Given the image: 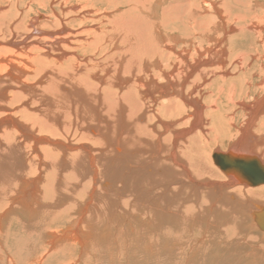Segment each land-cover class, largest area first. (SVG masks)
Here are the masks:
<instances>
[{"label": "bare ground", "instance_id": "bare-ground-1", "mask_svg": "<svg viewBox=\"0 0 264 264\" xmlns=\"http://www.w3.org/2000/svg\"><path fill=\"white\" fill-rule=\"evenodd\" d=\"M176 1L153 0L154 7L165 4L158 19H153L157 10L153 13L146 6L129 9L132 21L127 24L139 30L144 23L143 27L149 29L142 27V31L148 38L129 47L133 54L126 66L134 69L123 68V74H129H119L118 89L103 86L93 91V85L87 87L95 66L78 61L80 55L73 49L96 44L86 36L85 41L73 45V38L62 33L70 32L64 27L62 16L61 20L50 17L56 26L53 29L37 23L44 18L42 13L28 20L22 31L14 22L7 24V30L0 26V264H231L241 257L251 261L249 264L256 263L259 257L264 261V245L257 242L254 234L248 235L251 230L264 233V204L247 196L243 200L234 196L239 189H245L264 197V186H260L264 182L255 184L241 170L223 169L214 157L219 153L230 162L253 158L264 167V144H260L264 143V131L253 132L257 121H264V95L249 105L244 102L248 91L245 96L239 92L234 101L240 103L239 108L232 104L234 79L251 71L252 63L258 68L257 74L253 72L257 78L248 74L249 79L244 82L264 91V5L258 6L259 0H210L208 5L201 4L203 0ZM192 1L197 3L195 7ZM236 26L242 35L252 37L250 47L254 53L242 52L233 58L238 76L230 81V99L225 106H218L222 104L221 94L213 98L209 91L205 99L204 88H191L209 73L217 72L218 89L224 91L231 79L226 62L233 51L228 49L231 46L228 47L226 36ZM34 29L42 33L32 34ZM163 29L179 37L180 49L175 44L160 48ZM53 47H57L58 54H51ZM136 47L146 53L156 48L155 72H141L143 59L134 54ZM71 53L77 60L72 58L73 67L84 70L73 72L70 84L81 78L80 87L91 89L86 91L89 97L98 99L113 115L117 113L112 124L114 128L119 126L121 133L113 142L92 127V144L53 136L59 131L61 118L56 125L48 122L47 118L53 119L52 112L48 109L50 117L46 118L45 106L39 102L54 104L67 93L59 91L60 83L56 87L38 86L29 79L53 61L51 56L59 62ZM251 56L255 62L248 60ZM57 61L56 64L61 63ZM194 69L197 72L192 77ZM78 87H69L75 100L80 97L76 95ZM209 99L211 105L206 104ZM237 109L245 110L247 119L244 124L241 121L235 142L226 151H217L223 149L219 145L214 147L212 158L211 153L204 151L212 133L215 135L208 124L217 122V110L221 120L227 117L229 124L234 123ZM144 137L153 140H148L153 146L151 155L142 152L147 146L143 144ZM205 176L213 179L201 178ZM218 178L225 181L214 180ZM249 185L260 187L251 189ZM12 219L17 226L10 233ZM36 229L42 230L39 235L43 238L34 237ZM17 233L14 244L11 235Z\"/></svg>", "mask_w": 264, "mask_h": 264}, {"label": "rangeland", "instance_id": "rangeland-1", "mask_svg": "<svg viewBox=\"0 0 264 264\" xmlns=\"http://www.w3.org/2000/svg\"><path fill=\"white\" fill-rule=\"evenodd\" d=\"M143 1H147L148 3L146 2V5L145 4L140 5L139 3H142ZM178 1H182V0H177L176 2H178ZM211 1H213V0H211ZM211 1L210 0H203L201 2V4L208 5V2L211 3ZM217 1L221 2L220 0H217ZM109 2H110L109 4H101L100 0H91V1L90 0H88V1L87 0H52V1L51 0H0V26H3V28H5L7 30V24L14 22V23L19 25V28L21 27V31H22V29L25 28V26L27 25L28 20H31L35 16L39 15V13L40 14L42 13L44 18L38 20L37 23L40 25H46L47 26L46 29H53V28H56V26H55V24H52L49 20L51 18H53V19L57 18L58 20H61L59 18V16H62L63 17L62 21H63L64 27L69 28V30H70V32H68V33H64V32H62V33L64 36L69 37V39L73 38L72 39V41L74 42L73 45L78 43L79 41H81V42L85 41L86 36H87V40L92 39L94 41V43L96 44L93 47L83 45L82 47L80 46V48H78L75 46V48L73 49V51L77 52V54L80 55V59H78V61L82 60L84 62V60H85L84 63H87V64L93 63V65L95 67L97 66L96 68L92 67V70L93 69L94 70H93V74L91 75L90 79H88V81H87L88 82L87 87L89 85H93V87H92L93 91L96 90L97 88H101L103 86L104 87L109 86L112 89H114V88L118 89L119 82H118L117 78H118L119 74H121V77H122V75H124V77H125L129 74V73H126V75L123 74V71H122L123 68L127 67V69L129 71H130V69H134L133 66H126L127 65L126 61L128 60V57L131 56V54H133V52L131 50H129V47H131V46L135 47L138 45L137 42L139 40H141V39L143 40L144 38H148V36L145 32L149 29V27L147 29L145 27H143L144 23H143V25L142 24L141 25L143 28L146 29L145 32L142 31L143 30L142 27L139 28V30H135V28L132 27L135 30V31H132L133 29L130 27L131 24H129V25L127 24V23H130L132 21V20H130L131 19V15H130L131 12H129L130 11L129 9L133 8V7H135L136 9H139L143 6H146L147 8L146 7L145 8L147 10L151 9V11L153 13H155L154 11L157 10V13L154 14L153 19H158L160 9L165 4H162V2H161V3H158L159 4L158 6L154 7V6H152L153 0H109ZM218 2L216 5H219ZM231 2H233V1H231ZM92 3H94V5ZM196 4L197 3L192 1V7H195ZM260 4L264 5V1L259 0L257 2V5L260 6ZM70 6H74L75 8L71 9V8H69ZM92 7H94V9H91ZM146 9L144 10L145 12H142L143 14L146 13ZM78 12H82V14L78 15ZM59 13L62 15H58ZM83 14L85 17L81 18ZM128 20H130V22ZM1 23H3V24H1ZM123 23H125V25H123ZM133 24H134V22H133ZM115 27H117V28H115ZM235 29L236 30H234L233 32L227 33V36H226L228 47L231 46L228 49H229V51L230 50H233V51L230 53L228 61L226 62L229 64L228 72H230V73H228V76H231L230 77L231 79L228 80V82L224 85V87L222 86L224 91H221L222 88L218 89L219 84H220L219 83L220 80H218L219 73H217V72L209 73L199 83L193 84V86L191 88V90L194 89L195 91H199L200 88H204V94L203 95H204L205 99H208L207 97H209V91L212 93V96L214 95L213 98H215L216 95L221 94L222 99L220 101L222 102V104H219L218 106H220V105L225 106V104L227 103V98L230 99L229 91L232 89V84H231L232 82L230 83V81H233V78L238 76V74L235 73V71H234V68H237V67H235V64L233 63V58H235L238 54H240L242 52H248L250 54L254 53L252 47H250V46H252V43H253V39H251L252 37L249 34H243L242 35L239 31L240 28L238 26H236ZM165 31H166V29H163V32H161L163 34L165 33L164 34L165 36H163L164 38H162L163 40H162L161 44L162 45L163 44H175L177 46V48L180 49L182 42L180 41L179 37L176 36V34L170 35V33L165 32ZM116 32H118V33H116ZM41 33H42V31L40 29H34L32 31V34H35V35H38ZM144 33H145V35H144ZM237 33L241 36L237 35ZM75 34L77 35L76 37H75ZM173 37L176 38L178 41H176V39H174ZM228 38H230L229 41H228ZM77 39H79V40H77ZM160 48L163 49L164 45L162 47L160 46ZM167 48L168 47L165 46L166 50H168ZM133 50H134V54H139L138 57L140 56L139 58H141V60L143 59L141 66H140L141 72L146 73V70H148V71L154 70V72H155L156 69H158V67H156V66H155L156 68L154 67V62H155V59H154L155 54L154 53L156 52V48H152L153 52H151V50H150L149 53H146L145 52L146 50H144L143 48H141V50H140L139 47L133 48ZM51 51H53V53H51V54H58L59 53V50L57 49V47H53L51 49ZM143 53H145V54H143ZM149 55H150V57H149ZM51 57L53 58V61L49 62L51 65L45 64L44 67H41L39 69V70L42 69L40 72L37 73V76H36L39 78V81L35 80L36 77L31 76V78L29 79L30 80L29 82L31 84H35L38 86L49 85V87L50 86L53 87L54 85L56 87V86H58V83H60L59 87H61V88H59V91L61 93H67V95H65L66 98L63 95V98L58 99L57 100L58 102L54 103V104H50V103H52V101H49L50 100L49 98H48V101L50 102L49 104H47V101H44V100L39 102V104L41 102H43L42 105H43V107L45 106L44 107V109H45L44 114L46 115V118L50 117V115H51L50 118H53L51 120L49 118H47L48 122L53 121L52 124H55V123L57 124L58 119L61 118L60 123L58 122V124H57V126H59V131H57L58 133H56L53 136L56 138L59 136L63 140L66 139V140H70L73 142H82V141L88 142L89 141L88 143L92 144V139H93L92 137L94 135L91 133V130H90L92 127V129H94L95 131L99 129L100 136L101 135L104 136V134H105V136H107V139L110 140L111 142H113L117 136L118 137L120 136V133H121L119 126L115 125V128H114V125L112 124L113 118L117 119V113L115 115H113L112 112L110 113L109 110H107L105 107H102V105H100L101 103L99 102L98 99H96L93 96L89 97L87 92H89V90H91V89L84 88L85 86L83 88L80 87V86H82L81 84L83 82V80H81V78L77 79V83H74L73 85L70 84L71 80L73 79L72 73L73 72L80 73L81 71L84 70V69H82L83 67L82 68L77 67L76 69L73 67L74 62H73L72 58L74 57V55L72 53L67 55L66 58L63 59L62 61H59V62H61L60 64H56V61H57V60L55 61L56 58H54L53 56H51ZM155 57L158 58V56H155ZM81 58H85V59H81ZM145 59L147 60V62ZM39 60H42V59L39 58ZM74 60H75V57H74ZM160 60H161V58H160ZM248 60H251V62H255L254 57H252V59L248 58ZM42 61H44V60H42ZM75 61H77V60H75ZM83 62H80V63H83ZM55 65H57V67H55ZM256 65H257V63H256ZM119 66L121 69L119 68ZM86 67H91V66L88 65ZM210 67H212V66H210ZM251 67H252L251 71L249 70L243 76L237 78L236 80L234 79V81H235L234 90L236 92L233 95L234 97H233L232 104H233V107H235V108L236 107L239 108L240 103L234 102V101L238 100V93L239 92H241L242 95L245 96V92L248 91L247 96L244 97V100H245L244 102L246 104H249V105L252 103V101H255V99L257 97L259 98L262 95H264V91L262 89L255 88L254 86H252V87L248 86L244 82V79H246V80L249 79L248 74H250V75L252 74V76L254 75V80H255V78H257L254 73H256V74L258 73V70H256L258 68L255 65H253V63L251 65ZM195 69H194V71H195ZM34 71L36 72L38 70H34ZM194 71H193L192 77L197 72V71H195V72ZM96 72H97V75H96ZM90 73H92V71H90ZM92 77H94V78H92ZM244 77H246V78H244ZM60 78L62 80H60ZM86 78H88V76H86ZM57 80H59L60 82ZM113 82H116V84H114ZM254 83L256 85V82H254ZM62 84H65V86ZM76 86H79L78 87L79 90L76 92L79 94H76V95H79L80 97H78V99L75 100V98H77V97L75 96V94H73L70 91L69 87L75 88ZM64 87H66V88H64ZM83 90H85V92L86 91L87 92L85 93ZM62 91H64V92H62ZM49 93H53V95H54V92H52L50 90H49ZM192 95H193V97L195 96V94H192ZM70 98H71V100H69ZM63 99H65V101ZM89 99H90L91 103L89 102ZM205 99L203 98V100H205ZM72 100H73V102H72ZM80 101H82L83 103ZM220 101H218V103ZM242 101H243V99H242ZM74 102H79L78 103L79 106L77 105V103L74 104ZM80 103H81V105H80ZM206 104H208V105L212 104L210 99L207 100ZM48 105L50 106V108L48 107ZM76 106H78V107H76ZM46 107H48V108H46ZM224 108H227V107H224ZM230 108H231V106H230ZM48 109L51 110L50 112H52V114L49 115L50 112L48 111ZM117 110L118 109H116V112H117ZM217 111H218L217 112V118H216L217 122L214 124H212V123L208 124V126L211 127V131H215V135L212 133L213 137L211 136L210 142L208 143V146H206L204 149V151L208 155L211 153L212 158H213V154L216 150L217 151H226V148L229 147L230 145H232L233 142H235L234 140L237 138V136L235 138V135H237L239 133V128L242 126L241 121L243 123L247 119V115H245L247 112L245 110L237 109L235 112V114H236L235 122L232 124H229L227 122V117H222V120H221V118L219 117L220 110H217ZM56 114H57V116H56ZM257 117L259 118L258 115H257ZM116 119H115V121H116ZM237 119H238V121H237ZM237 123L240 124V126L237 125ZM257 123H256V126H255L253 132L255 134H257V133L260 134L261 132L263 133L264 121L262 122L261 120H258ZM260 123H262V124H260ZM61 124H63V126ZM67 126H68V128H67ZM73 126H75L74 129H72ZM158 127L161 128V126H158ZM213 127H215V130H212ZM62 128L64 130H61ZM65 128H67V129H65ZM102 128H104V129H102ZM257 128H259V131L257 130ZM67 130L70 131L69 134H68ZM64 131H65V133H64ZM78 131H80L81 133ZM189 132H187V133L189 134ZM221 132H222V134H221ZM79 133H80V135H79ZM86 133H89L88 137H83L84 135H86ZM187 133H186L185 137H187V135H188ZM72 134H74V135H72ZM66 135L67 136L70 135V136L67 137ZM227 136L230 137L231 139L227 138ZM71 137H73L74 139L71 140L72 139ZM263 137H264V135H263ZM257 138H259L258 135H257ZM143 139H145V137ZM149 139H150V137H148V139L146 138L145 141L143 140L144 146H146V145L147 146H146L145 151H142V152L144 154L146 153L147 155L150 154L152 147H153V146H150V142H153V140L150 139V142H149L148 141ZM261 139H263L262 136H261ZM74 140H76V141H74ZM195 141H196V144L199 143L198 140H195ZM260 144L263 146L264 143L261 142ZM126 145L128 146V144H125V146ZM217 145H219L223 149L212 150ZM261 145H259V143L257 144L258 147ZM134 149H135V147H134ZM194 149L198 150L196 147H194ZM135 151H137V149H135ZM262 152L264 154V151H262ZM201 178L207 180L209 177L207 178V176H205V177H201ZM209 179H213V178H209ZM214 180L225 181L224 178H218V179H214ZM208 181L212 182L211 180H208ZM260 186H264V184L260 185ZM260 186L251 185L250 188L254 189V188H258ZM208 189L210 190V188H208ZM224 191L225 190L221 191L220 193L222 194ZM242 191H246V190L245 189H239V192L234 194L235 198L242 199V200H243V198L244 199L250 198V199L255 200V201L258 200L257 202L264 204V199H263L264 197L263 196L255 195V194H252L251 192L249 193V191H246V193L242 192ZM240 192H241L242 196H239ZM237 194H238V197L236 196ZM246 194H249V195H246ZM251 195L253 196V198L251 197ZM254 196H256V198ZM261 197H263V198H261ZM260 210H259V213H260ZM244 214H246V212H244ZM15 226H17V225L14 223V220L12 219L10 221V233H13V227H15ZM245 228H247V227L245 226ZM34 230L35 229L32 230V233ZM241 230L244 231L243 228H241ZM7 233H9V229H7ZM39 234H42V230L36 229V231L34 232V237H36V239L43 238V236H41ZM253 234L255 236V239L257 238V242H259L261 245H264V233H261L259 230L258 231L257 230H251V232L248 233L249 236L253 235ZM17 235H18V233L15 235L12 234L10 241H12L14 243L13 237L17 236ZM244 237H246V236H244ZM212 244L213 243L211 242L210 245H212ZM241 249L244 251H248V250H245L244 248H241ZM260 253H261V251H260ZM262 253L264 256V250ZM263 256H261V257H263ZM250 262H249V260L246 261V259L241 257L240 260L235 261L234 263L232 262L231 264H247V263L249 264ZM263 262L261 261V258L259 257L256 260V263L253 262V264H262ZM225 263L228 264L227 261ZM225 263L222 262L220 264H225Z\"/></svg>", "mask_w": 264, "mask_h": 264}, {"label": "water", "instance_id": "water-1", "mask_svg": "<svg viewBox=\"0 0 264 264\" xmlns=\"http://www.w3.org/2000/svg\"><path fill=\"white\" fill-rule=\"evenodd\" d=\"M214 157L223 169L241 170L243 175L255 184L264 182V167L258 160L251 158L248 161H237L236 159L230 162L225 155L219 153H216Z\"/></svg>", "mask_w": 264, "mask_h": 264}]
</instances>
